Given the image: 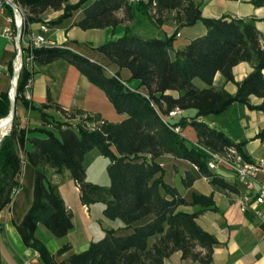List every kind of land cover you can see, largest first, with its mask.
<instances>
[{
  "label": "trees",
  "instance_id": "1",
  "mask_svg": "<svg viewBox=\"0 0 264 264\" xmlns=\"http://www.w3.org/2000/svg\"><path fill=\"white\" fill-rule=\"evenodd\" d=\"M27 8L26 22L45 20L43 13L62 9L54 24L70 16L84 4L83 15L77 24L82 28L117 26L125 22L121 35L111 37L96 45L119 68L131 71V78L139 80L146 92L130 86L120 71L108 74L105 66L89 56L65 45L29 47L22 45L24 56L32 53V62L47 63L63 58L73 63L92 82L106 92L119 112L127 115L118 121L98 118L91 125L72 119L80 109H66L54 102L48 94L47 101L39 106L31 103L24 94L32 75L24 59L19 72L15 100L27 107H37L42 126L26 127L20 123L17 112L11 128L0 140V211L10 204L21 186L23 159L35 169L32 201L16 227L25 244L38 251L45 264H167L166 258L180 250L183 258L203 263L213 259L215 236L205 229L197 216L206 208H217L213 194L193 192L187 199L179 188L164 179V166L157 157L171 153L196 164L210 181L220 187L236 191V183L216 169L208 166L209 155L176 126L192 125L198 141L222 150L234 145L241 151L246 140L235 141L223 129L211 126L199 117L226 109L235 101L250 108L264 110V35L256 25L255 16H206L202 1L157 0L150 2L129 0H20ZM256 6L264 0H251ZM119 11L123 14L119 15ZM141 11L157 24L172 20L176 28L163 36H144L128 23ZM202 21L204 33L192 37L171 56L170 49L180 28ZM242 60L253 64V69L237 82L235 92L224 86H215V74L220 71L226 80H234L233 67ZM13 73V62L10 63ZM207 85L198 86L194 78ZM251 95L262 98L258 103ZM59 108L68 118L51 117L45 108ZM194 108L193 114H182L177 119L165 115L174 107ZM11 108L8 91L0 93V125L4 124ZM84 121L92 115L83 114ZM3 117V118H2ZM50 124V127L46 125ZM257 137L264 139V127ZM31 147H27V143ZM98 147L109 158L107 171L109 184L92 182L86 178L84 158L86 152ZM246 154V153H245ZM49 167L57 173L69 169L80 190L84 204L104 203L103 214L110 219L120 218L128 232H118L114 227L90 242L89 246L57 260L36 234L38 223H44L56 236H63L74 226L73 212L61 196L58 184L51 180ZM195 175L187 170L183 176L186 186L193 184ZM182 204L197 205L194 210L182 209ZM144 219L142 222L137 220ZM1 228V223H0ZM65 242L57 253L66 250Z\"/></svg>",
  "mask_w": 264,
  "mask_h": 264
},
{
  "label": "crops",
  "instance_id": "2",
  "mask_svg": "<svg viewBox=\"0 0 264 264\" xmlns=\"http://www.w3.org/2000/svg\"><path fill=\"white\" fill-rule=\"evenodd\" d=\"M70 1L75 2L77 0ZM198 1H202V13L206 16L233 15L257 17L255 21L256 25L264 35V5L256 6L251 0ZM84 4L76 8L70 16L63 18L57 23L49 24L51 28L48 34L57 44L68 46L101 62L108 74H114L119 70L121 77L130 86L138 87L141 91L146 92V87L140 85L138 79L130 77L131 71L128 68H119L116 63L111 62L104 53L96 48L97 44L111 37L121 35L125 28V22L119 23L115 27L82 28L77 24V21L83 15ZM61 12L62 9L49 8L43 13V17L45 20L50 21L56 19ZM118 13L119 15L123 14L122 11ZM128 23L134 27L136 32L147 37L163 36L166 33H171L176 28V24L172 20L157 24L149 20L141 11H137L135 18L129 20ZM9 24L8 19L0 15V93L10 89L13 78L10 63L13 62L15 57V45L6 33V27ZM30 26L37 28L38 23L31 22ZM148 30L149 32H147ZM205 31L206 26L202 21H197L194 24L185 25L180 28L173 47L170 49L171 56H174L176 50L192 37ZM101 37H104L105 40H99ZM84 42H87L88 45L83 46ZM30 68L32 75L29 85L25 88V93H29V99L35 106H39L47 101L48 94H50L54 102L66 109L76 108L82 112L84 111L88 114L95 113L100 118L115 121L121 120L127 115L126 113L117 111L102 87L89 80L77 66L63 58H57L47 63L32 62ZM252 69L253 64L251 62L242 60L233 67L234 80H226L223 74L218 71L215 74L213 84L215 86H224L230 92H235L237 82L242 80ZM196 78H194V82L198 86L207 85L203 80L202 83L196 81ZM251 100L258 103L262 98L257 95H251ZM45 110L51 114V117H55L56 119L65 120L68 118L57 107L50 106L45 108ZM16 112L22 126L36 127L43 125L40 111L37 107H27L22 100H18L16 101ZM194 112L195 109L192 108L182 109V111L172 118L182 114H193ZM81 114L83 113H77L76 117L72 120L75 121ZM199 119L206 121L211 126L223 129L235 141L246 139L243 150L250 157H264V139L256 136L257 132L264 127V110L253 109L244 102L235 101L223 111L209 113L199 117ZM228 119H234L233 122H229L231 130L226 128ZM187 125L180 126L181 129L179 130L185 136H187L185 130ZM46 126L50 127L51 125L47 124ZM190 136L191 134L189 133L187 137ZM191 137H193L192 141L198 140L196 130H194V134ZM27 147H31V143L28 142ZM157 160L165 168L164 179L176 185L187 199H191L193 192L212 193L217 206V208H206L197 216L199 223L215 236L216 242L213 248V259L208 263H203L191 258H183L181 251L175 250L166 258L167 264H264V228L255 215L241 209L238 196L241 185L234 176H231L232 173L223 175L236 183L238 187L236 191L213 184L209 177L199 170L196 164L187 159L174 156L171 153H165L158 156ZM28 162L26 158L23 159V169L27 170L29 172L28 175L31 177L30 190L21 194L22 186H20L10 204L0 211V264H45L39 259L38 251L25 244L16 227V222L20 221L24 215L31 204L33 196L32 188L35 169ZM187 170H190L195 175V180L190 186H186L183 183V176ZM48 174L51 180L58 184L59 192L65 204L73 212V222L74 209L76 207L83 210L89 218L88 232L90 233V238L85 244L88 245L84 248L88 247L92 240L103 236L106 228L122 226V220L115 218L110 221L111 223L108 226L106 225L101 230L99 229L96 220L91 214L92 208L96 203L84 204L81 201L79 187L71 176L69 169L65 168L62 172L57 173L54 171V168L49 167ZM65 180H70V186L74 187L69 186L70 190H68ZM180 207L186 210H194L197 208V205L182 204ZM97 208L103 213L104 203L102 202ZM98 217L103 222L105 221L103 216L99 215ZM44 226H46L44 223H38L36 228L37 236L45 231ZM67 234L61 236V240L69 243L70 240H65ZM51 252L55 253V249H51ZM68 255L64 257L56 256V259L62 260Z\"/></svg>",
  "mask_w": 264,
  "mask_h": 264
},
{
  "label": "built area",
  "instance_id": "3",
  "mask_svg": "<svg viewBox=\"0 0 264 264\" xmlns=\"http://www.w3.org/2000/svg\"><path fill=\"white\" fill-rule=\"evenodd\" d=\"M129 1H147L154 7L157 4V0ZM0 15L8 19L10 24L6 27V33L15 45L13 78L9 89V94L12 97L16 92L17 79L23 66L24 59L29 65L32 63L33 59L32 53L24 56L22 45L41 47L57 45V43L48 34L51 27L47 20L37 21V28H32L30 23L27 25V8L20 0H0ZM29 82L30 79L26 86L29 85ZM24 94L29 98V93L24 92ZM180 111H182V109L176 106L170 109L165 117L166 119L171 118ZM176 129L179 130V127L176 126ZM194 142L198 147L208 153V166L210 168L218 169L224 167L233 173L234 178L241 185L238 194L241 209L255 215L264 228V157H250L234 145L225 146L222 150H217L198 140Z\"/></svg>",
  "mask_w": 264,
  "mask_h": 264
},
{
  "label": "rangeland",
  "instance_id": "4",
  "mask_svg": "<svg viewBox=\"0 0 264 264\" xmlns=\"http://www.w3.org/2000/svg\"><path fill=\"white\" fill-rule=\"evenodd\" d=\"M149 19V18H148ZM151 21H153L152 19H149ZM154 22V21H153ZM145 23V22H144ZM155 23V22H154ZM149 25V24H148ZM112 29V28H111ZM145 29V28H144ZM149 32V30L147 31ZM99 40H105L104 37H101V39ZM84 45H88L87 42L83 43ZM101 53V52H100ZM196 81H199L202 83V79H200L199 77L196 78ZM131 82V81H129ZM194 109V108H192ZM88 113H85L83 111V115L86 116ZM92 115V120L91 121H84V119L82 118V116L77 117L75 119L76 122H81V123H86L87 125H91L92 123H94L96 120H98V118H100L97 114L93 113L90 114ZM177 117L173 118L174 120L177 119ZM234 119H228V122L226 125V128L230 129V125L229 122H233ZM9 126V125H8ZM179 130L181 129L180 126ZM9 127H7L6 130H8ZM193 129V130H192ZM186 132H187V136H189V133L191 134V136H193L194 134V127H192L191 125H187L186 126ZM233 130V129H232ZM234 131V130H233ZM1 132V131H0ZM188 137L190 140H193V137ZM243 138V137H241ZM240 140H246V139H240ZM88 152V153H87ZM86 152V156L84 158V166L86 168V178L89 181L92 182H97L100 184H109L110 182V177L107 171V164L109 162V158L107 156H105L98 147H93L91 149H89ZM30 165V162H28ZM220 173L228 175L229 173H232L230 170L224 168V167H220L218 168V170ZM29 172L27 170L22 169L21 172V176H20V181H21V186H22V190H21V194L27 192L30 190V181H31V177L28 175ZM233 177V173L231 175ZM70 179V178H69ZM65 183L68 186V190H70L69 186L71 185L70 180H65ZM70 187H74V186H70ZM74 193V192H73ZM95 206H93V210L91 211V214L93 215L94 219L96 220V224L99 227V229L101 230V228H103V226H108V224H110L112 221V219L107 218L104 216V214L102 213V211L98 210L97 207H99V205L102 204V201H96L95 202ZM103 216V218L105 219V221L103 222V220H100L98 216ZM120 219V218H119ZM144 219H140L137 220L136 222H142ZM89 218L86 216L85 212L81 209H79L78 207H76L74 209V226L69 230L66 239L65 240H70V246L60 252L57 253V249L64 244L65 241L61 240V236H56L55 234H53V232L47 227L44 226L45 231L43 233H40V235H38L39 239H41V241L44 243V245L47 247V249L51 252V249H55V253H53L56 256H66L71 252L74 251H79L82 248H84L87 242V240L90 238V233L88 232V227H89ZM116 229L118 230V232H128L131 230V228H123V227H116ZM101 236V235H100Z\"/></svg>",
  "mask_w": 264,
  "mask_h": 264
},
{
  "label": "water",
  "instance_id": "5",
  "mask_svg": "<svg viewBox=\"0 0 264 264\" xmlns=\"http://www.w3.org/2000/svg\"><path fill=\"white\" fill-rule=\"evenodd\" d=\"M21 51H22V48H21ZM15 113H16V100H15V95H14V96L11 97V108H10V112L8 114V115H10V119L8 121L9 129L11 128V125H12V122H13V117H14ZM5 133L6 132H4L2 134V136L0 137V140H1V138L3 137V135Z\"/></svg>",
  "mask_w": 264,
  "mask_h": 264
},
{
  "label": "bare ground",
  "instance_id": "6",
  "mask_svg": "<svg viewBox=\"0 0 264 264\" xmlns=\"http://www.w3.org/2000/svg\"><path fill=\"white\" fill-rule=\"evenodd\" d=\"M5 118H7V120L5 121V123L4 124H2V125H0V137L2 136V134L6 131V129H7V127H9L8 126V121H9V119H10V115H6V116H4ZM3 118V117H2ZM1 119V118H0Z\"/></svg>",
  "mask_w": 264,
  "mask_h": 264
}]
</instances>
